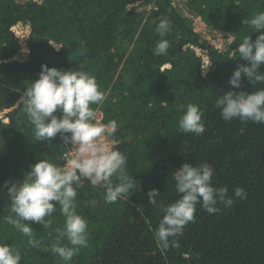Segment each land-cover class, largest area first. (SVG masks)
<instances>
[{"label":"trees","instance_id":"16d2710c","mask_svg":"<svg viewBox=\"0 0 264 264\" xmlns=\"http://www.w3.org/2000/svg\"><path fill=\"white\" fill-rule=\"evenodd\" d=\"M136 4L152 7L137 11ZM187 6L198 28L171 0H0V244L17 248L21 264H264V124L225 121L215 106L225 92L264 88L246 77L238 89L229 84L237 66L248 64L235 49L245 37L259 36L250 21L264 11V0H187ZM164 18L171 22L165 37L170 47L157 56L156 26ZM19 25L30 27L25 61L16 59ZM207 30L230 35L229 49L221 41L208 43L201 33ZM198 51L210 58L206 74L205 56ZM45 64L96 77L105 99L91 107L102 112L106 124L117 122L127 174L138 182L128 200L112 204L105 202L104 187L80 183L77 212L88 222V246L68 262L50 250L55 229L64 224L59 208L50 228L27 221L39 248L5 221L11 214L5 181H23L31 165L44 158L65 163L62 136L37 141L17 103ZM189 103L203 111L200 136L179 129ZM205 162L215 169L213 186L227 187L234 203L218 205L216 214L198 204L194 221L170 238L178 246L162 251L154 234L162 208L180 195L174 172L185 163ZM236 187L244 188L246 199L233 195ZM153 188L160 192L156 206L147 196ZM61 243L67 244L66 238Z\"/></svg>","mask_w":264,"mask_h":264},{"label":"clouds","instance_id":"9594fccd","mask_svg":"<svg viewBox=\"0 0 264 264\" xmlns=\"http://www.w3.org/2000/svg\"><path fill=\"white\" fill-rule=\"evenodd\" d=\"M250 24L260 34L255 40L251 36L245 37L235 49L239 57L248 62L247 65H238L230 77L229 84L237 89L244 77L253 84H264V72L260 71L264 67V11L256 13ZM170 31L169 19H161L156 26V34L161 39L156 43L154 55L167 53L170 42L165 37ZM228 43H232L231 38ZM54 47L57 51L61 48ZM104 99L94 75L83 70H63L45 64L39 78L26 87L17 102L23 106L34 126L37 141H49L60 134L64 144L71 145L72 150L66 156L64 166L44 158L31 165L23 181H5L4 187L11 198V214L5 217V221L28 237L30 246L39 248L41 241L35 238L33 227L27 221L50 228L53 223L51 217L59 208L65 218L64 224L62 228L55 229L57 236L50 250L66 262L71 261L81 247L88 246V222L78 214L76 204V189L82 179L90 181L93 187H104V199L108 204L125 198L128 200L138 183L135 177L127 174V157L111 139L117 122L110 120L101 124L96 120L97 113L91 106L100 104ZM215 106L220 109L225 121L239 119L264 124V88L251 94L244 91L225 92L218 97ZM58 111L61 113L59 116L55 114ZM202 117L203 111L199 106L189 103L179 120V129L196 136L202 135L205 132ZM214 172L208 162L198 166L185 163L174 172L175 188L180 195L162 208L164 214L154 234L162 251L178 246V240L170 238L181 236L184 227L194 221L198 204L209 214H216L220 211L218 205L230 207L234 203L227 187L213 186ZM114 177L117 183H114ZM159 195L158 189L149 190L147 196L151 205H157ZM233 195L247 198L242 187H236ZM65 238L67 244H62ZM21 260L22 254L17 248L0 244V264H21Z\"/></svg>","mask_w":264,"mask_h":264},{"label":"rangeland","instance_id":"374dc122","mask_svg":"<svg viewBox=\"0 0 264 264\" xmlns=\"http://www.w3.org/2000/svg\"><path fill=\"white\" fill-rule=\"evenodd\" d=\"M172 1V5L174 7H177L183 14V16L190 18L191 20H193L194 26L196 28H198L197 25V20L195 17V14L192 13L190 11V9L187 6V0H171ZM135 7L137 8V11H146V12H150L152 5L149 4H144V5H140V4H136ZM16 31L18 32L19 36L21 38H23V41L21 43V50L19 51L16 59L20 60V61H25L28 58V48H27V40L24 41V38L30 34V27L29 26H22L19 25L16 27ZM202 36L207 40L208 43H213V42H217V41H221L222 44L224 45L225 50H228L230 47V44L228 43L229 38L232 39V37L230 35L227 34H223L217 30H207L205 32H201ZM199 54H202L203 56H205L206 54L203 52L198 51ZM207 60V58L205 57V61ZM210 64L205 63V67L204 69L208 70ZM204 70V72H205ZM2 116V115H0Z\"/></svg>","mask_w":264,"mask_h":264},{"label":"built area","instance_id":"2783aa9c","mask_svg":"<svg viewBox=\"0 0 264 264\" xmlns=\"http://www.w3.org/2000/svg\"><path fill=\"white\" fill-rule=\"evenodd\" d=\"M14 31L17 33V35L19 36V34H18V32L16 31V27L14 28ZM28 36H29V34L24 38V41L25 40H27V38H28ZM20 37V36H19ZM232 41H233V38L231 39ZM22 41H23V38H21L20 37V43H22ZM29 52V51H28ZM205 57L207 58V60L205 61V63H207V64H211V62H210V58L207 56V54L205 55ZM204 67H205V64H204ZM203 67V68H204ZM96 113H97V116H96V120L97 121H99V123H101V124H106L104 121H103V114H102V112L100 111V110H98V111H96ZM1 117V116H0ZM118 136H117V130L115 131V133H114V135L111 137V139H114L115 141H116V145H115V147L120 151V149H119V145H120V140H119V138H117ZM72 150V146L71 145H69V144H66V149H65V151H64V153H63V157H64V160H65V163H66V156L68 155V153L70 152ZM121 152V151H120ZM65 163H64V165H65ZM63 165V166H64ZM86 181V179H82V181L81 182H85ZM88 181V180H87ZM90 182V181H89ZM92 185V184H91Z\"/></svg>","mask_w":264,"mask_h":264}]
</instances>
